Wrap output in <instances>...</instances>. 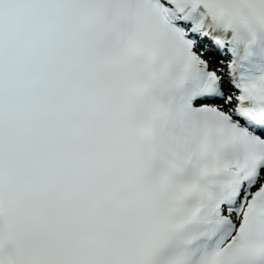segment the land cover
Returning <instances> with one entry per match:
<instances>
[{"label": "snow or ice", "instance_id": "obj_1", "mask_svg": "<svg viewBox=\"0 0 264 264\" xmlns=\"http://www.w3.org/2000/svg\"><path fill=\"white\" fill-rule=\"evenodd\" d=\"M0 264H264V0H0Z\"/></svg>", "mask_w": 264, "mask_h": 264}]
</instances>
